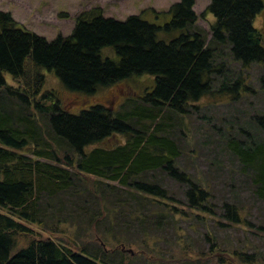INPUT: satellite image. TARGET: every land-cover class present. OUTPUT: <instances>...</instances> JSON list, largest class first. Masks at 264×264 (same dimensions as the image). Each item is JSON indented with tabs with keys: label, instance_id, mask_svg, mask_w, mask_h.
I'll return each instance as SVG.
<instances>
[{
	"label": "trees",
	"instance_id": "trees-1",
	"mask_svg": "<svg viewBox=\"0 0 264 264\" xmlns=\"http://www.w3.org/2000/svg\"><path fill=\"white\" fill-rule=\"evenodd\" d=\"M194 2L180 0L165 14V29L180 31L169 42L140 16L117 21L98 8L52 41L0 12V264H264V249L210 236L205 218L216 209L222 220L211 222L213 232L255 225L234 200L218 207L209 173L198 177L190 161L180 163L214 139L236 167L230 171L264 201L263 114L243 112L235 118L241 124L223 127L203 115L199 127L209 133L193 147L184 132L202 100L264 98V72L257 90L247 83L248 69L264 65L253 24L264 3L209 0L208 39ZM105 48L114 57L103 58ZM46 71L76 93L141 75L153 86L129 109L92 104L69 112L54 90L42 91ZM109 138L111 147L95 146ZM196 231L203 245L195 246ZM253 234L263 240L264 224ZM17 238L24 246L16 248Z\"/></svg>",
	"mask_w": 264,
	"mask_h": 264
},
{
	"label": "rangeland",
	"instance_id": "rangeland-1",
	"mask_svg": "<svg viewBox=\"0 0 264 264\" xmlns=\"http://www.w3.org/2000/svg\"><path fill=\"white\" fill-rule=\"evenodd\" d=\"M262 1L264 3V0ZM179 2L180 0H0V12L9 13L25 29L45 38L47 41H52L59 36H69L74 29L77 17L81 13L98 8L104 18H112L117 21H124L129 16H140L143 20L159 28L156 35L158 41L169 42L176 38L180 31L173 28L165 29L166 24L171 20L169 15L165 14L168 13L172 5ZM208 5L209 0H195L193 11L197 16L196 25L204 29L208 34V39H210V26L215 19L207 12ZM253 24L262 33L264 39V10L254 19ZM101 55L103 58L106 56L114 57L112 49L108 48L103 49ZM263 72L264 65H252L247 72L249 77L247 83L257 90L259 87L257 79ZM7 80L12 83L8 76ZM44 80L42 91L54 90L69 112H77L82 107L87 108L88 105L92 106V104H103L111 110H118L120 105H124L125 109H129V107H132L129 100L139 101L144 92H149L153 86L151 76L141 75L134 76L130 80L116 82L92 94H84L65 89L53 72H44ZM258 98L259 96H249L240 101L229 102L226 100L213 102L212 98H210L211 100L207 98L195 103L194 105L200 108L191 117L190 128L184 130L187 139L191 141L192 147L194 141L203 143V135L209 133L199 127L200 124L204 123L203 115L214 116L211 124H216L219 127L227 125L228 122H233L235 125L241 124V120L235 118H238L243 112H245V117L257 114L264 115V98ZM222 119H225L224 123H222ZM112 142L113 138H109L95 146L111 147ZM186 160L190 161V173L196 174L198 177L206 173L210 174V182L214 187L213 200L218 207L223 199L234 200L243 207L244 217L247 221L252 222L255 226L261 223L264 224V201H260L253 195L251 187L248 182L244 181L243 177L230 171L231 168L234 171L237 170L234 165L230 164V160L225 156L219 143L216 144L213 139L212 144L197 147L191 156L186 155L180 158L181 165ZM212 162H215V165H212ZM216 210L217 217L211 218L209 216L205 218L210 236L223 239L225 242L235 240L241 245V248L244 246L247 251H252L254 248L264 249V237L261 240L260 237L258 238L253 234L255 233V226L251 228L253 232L247 227L227 229L226 232L220 230L213 232L210 228L211 222L214 219L222 220L220 210ZM183 226L185 227V224ZM31 228L40 233L42 238L53 239L56 243L60 239L67 240L60 234H52L34 227ZM201 229L205 231V228H199L198 230ZM197 231L191 234L194 237L193 242L195 246L203 245L202 238ZM25 243V239L17 238L16 248L24 246Z\"/></svg>",
	"mask_w": 264,
	"mask_h": 264
}]
</instances>
